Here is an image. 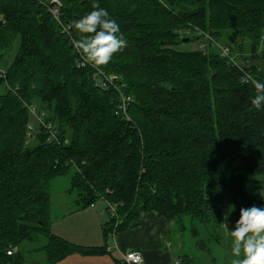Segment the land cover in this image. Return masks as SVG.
I'll use <instances>...</instances> for the list:
<instances>
[{"label":"trees","instance_id":"16d2710c","mask_svg":"<svg viewBox=\"0 0 264 264\" xmlns=\"http://www.w3.org/2000/svg\"><path fill=\"white\" fill-rule=\"evenodd\" d=\"M51 1L0 0V60L20 37L0 76V264H30L19 246L40 235L49 264L110 253L107 244L83 246L52 232L51 183L60 176L70 177L84 205L107 202L106 239L138 226L147 212L181 229L199 221L221 239L226 190L232 229L242 207L261 206L264 111L250 99L252 81L264 82L253 63L264 52V0H60L68 32L49 12ZM94 3L128 42L105 66L81 65L71 45L82 38L71 22ZM196 28L213 38L205 47ZM227 30L247 39L253 56L237 58L220 43ZM191 37L199 48L178 49ZM98 68L114 76L112 84ZM122 94L129 118L118 112ZM32 105L56 139L37 124ZM180 261L192 264L187 255Z\"/></svg>","mask_w":264,"mask_h":264},{"label":"rangeland","instance_id":"374dc122","mask_svg":"<svg viewBox=\"0 0 264 264\" xmlns=\"http://www.w3.org/2000/svg\"><path fill=\"white\" fill-rule=\"evenodd\" d=\"M219 41L222 44H229L233 55L237 58L242 57V55L253 56L250 42L236 31H225ZM200 45L201 41L198 38L191 37L188 41L182 42L178 49L193 50L199 48ZM19 47L20 37H16L12 49L0 60L1 70H6L11 65ZM212 49L220 51L217 46L212 47ZM253 63L264 73L263 49L258 50V56L253 59ZM98 73L102 75L101 78L104 80L110 78V75L104 73L100 68H98ZM103 79L101 80L103 81ZM27 138V144L29 146L33 145L34 136L28 134ZM259 189L260 195L264 199V183ZM107 205L104 199L98 200L92 206L84 205L78 191L71 190L70 177H56L51 183L52 232L83 246H102L107 244L109 249H113L114 255L121 258V254H119L120 252L115 246L116 237L110 235L106 239L103 233V225L110 219ZM230 205H233L232 194L230 190H226L224 215L227 214L228 218L227 220L224 219L223 226L219 229L221 239L210 232L211 228L209 229L207 225L196 220L193 225L186 221L184 223L185 229L170 224L168 240L176 254L174 258L181 260L187 255L192 260V264H230L231 259H233L231 255L232 238L224 227V223H227L228 229L232 230L234 211L229 212ZM261 206L264 205L262 204ZM193 227L199 231L198 237L193 235ZM200 241L204 242V247L200 245ZM46 242L47 238L42 235L36 236L33 240L24 241L19 246L24 261L30 264H49L46 252L42 249Z\"/></svg>","mask_w":264,"mask_h":264},{"label":"clouds","instance_id":"9594fccd","mask_svg":"<svg viewBox=\"0 0 264 264\" xmlns=\"http://www.w3.org/2000/svg\"><path fill=\"white\" fill-rule=\"evenodd\" d=\"M71 28L82 36L71 40V45L84 64L105 66L127 47L118 22L98 4L94 3L91 11L72 21ZM252 84L255 95L250 99L251 108L264 111V82L253 80ZM234 210L235 206L230 205L229 212ZM224 227L232 238L230 264H264V206L242 207L234 228L229 230L227 223Z\"/></svg>","mask_w":264,"mask_h":264},{"label":"crops","instance_id":"0c3cea01","mask_svg":"<svg viewBox=\"0 0 264 264\" xmlns=\"http://www.w3.org/2000/svg\"><path fill=\"white\" fill-rule=\"evenodd\" d=\"M262 200L264 205L263 197ZM169 228L166 218L160 217L156 212L144 213L138 226L115 235L116 249L121 258L130 251L141 252L144 258L142 264H175L180 259L174 258L176 254L168 240ZM109 250L110 253L101 256L74 254L58 264H117L118 257L114 255L113 249Z\"/></svg>","mask_w":264,"mask_h":264},{"label":"built area","instance_id":"2783aa9c","mask_svg":"<svg viewBox=\"0 0 264 264\" xmlns=\"http://www.w3.org/2000/svg\"><path fill=\"white\" fill-rule=\"evenodd\" d=\"M61 6H62V3H61L60 0H52L50 6L48 7V9H49V12L55 18V20L62 26L63 31L64 32H68L69 31L68 27L65 26L62 23V20H61V14H62L61 13ZM195 31L199 35L204 36V39H203V42H202V47H205L207 39L213 40V38H212V36H210V34L205 33V32L201 31L198 28H196ZM179 32L182 35L190 34L191 33V29H188V30L187 29H180ZM222 53H223V55H228L229 54L228 46H224V47L222 46ZM80 64L84 65L83 62H80ZM5 73H6V70H1L0 69V76H5ZM248 78H250V76H248V75L246 77H244V79L246 81H247ZM113 79H114V76L111 75L110 78L106 79L105 81H107L108 83L112 84L113 83ZM122 96H123L122 97V103L119 106L118 112L122 113L126 118H129L127 107H128V101L130 100V98L129 97H125L123 94H122ZM30 111L34 115V117L36 118L37 124H42L45 128L48 129V131L50 132L49 139H56L57 138V133L53 129L52 124L45 122V120L43 118V115H41V114H39L37 112V108L34 105L30 106ZM35 127L36 126L34 124H30L29 125V128L31 129V131H34ZM113 210H115L114 207H113ZM8 254L13 255V251H8ZM124 259H125L127 264H142V262L144 260L142 253L139 252V251H130V252L125 253L124 254ZM175 264H182V263H181V261L178 260V261L175 262Z\"/></svg>","mask_w":264,"mask_h":264},{"label":"water","instance_id":"95a60500","mask_svg":"<svg viewBox=\"0 0 264 264\" xmlns=\"http://www.w3.org/2000/svg\"><path fill=\"white\" fill-rule=\"evenodd\" d=\"M188 39H184V41H187ZM100 83H102V80L99 81ZM29 152V151H28ZM261 204H262V201H261Z\"/></svg>","mask_w":264,"mask_h":264}]
</instances>
